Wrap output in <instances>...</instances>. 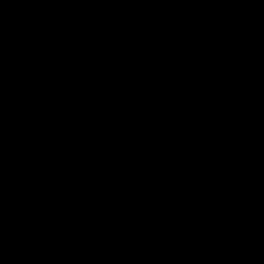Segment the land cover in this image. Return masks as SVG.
Returning a JSON list of instances; mask_svg holds the SVG:
<instances>
[{
	"label": "water",
	"instance_id": "95a60500",
	"mask_svg": "<svg viewBox=\"0 0 264 264\" xmlns=\"http://www.w3.org/2000/svg\"><path fill=\"white\" fill-rule=\"evenodd\" d=\"M0 264H264V0H0Z\"/></svg>",
	"mask_w": 264,
	"mask_h": 264
}]
</instances>
